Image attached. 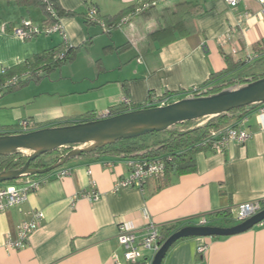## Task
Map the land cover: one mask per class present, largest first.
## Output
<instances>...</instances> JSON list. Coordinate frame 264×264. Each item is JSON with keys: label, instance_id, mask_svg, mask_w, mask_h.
<instances>
[{"label": "crops", "instance_id": "1", "mask_svg": "<svg viewBox=\"0 0 264 264\" xmlns=\"http://www.w3.org/2000/svg\"><path fill=\"white\" fill-rule=\"evenodd\" d=\"M148 1L57 0L62 11L74 13L60 17L68 45L77 48L74 57L44 77L0 96V132L15 133L20 120H28L32 129L54 126L116 107L124 98L140 106L150 96L167 93L171 102L176 101L185 97V90L202 86L211 72L224 69V54L242 60L255 51L259 59L264 58V15L256 0L235 7L223 0H201L204 11L191 18H186L187 6H178L185 0H170L158 5V10L168 11H159L157 18L132 15L109 32L96 23L83 22L90 6L104 20ZM25 20L38 26L44 15L39 7L1 0L0 73L35 54L62 48L58 33L26 40L16 36L13 29ZM160 21L173 28L174 38L149 35ZM262 107L264 103L247 113L253 136L246 142H231L221 152L200 149L194 155V172L170 174L141 189L113 191L114 182L128 173L126 159L120 157L76 156L63 165L70 169L68 175L44 174L46 181L28 196L21 211L10 208L0 213V264H115L114 253L120 264H129L116 239L118 225L140 230L145 215L160 227L186 226L200 217L208 225L232 226L223 218L216 219L214 213L264 197ZM90 180L99 192L94 202L83 196ZM34 209L43 211L44 219L28 244L18 250L4 249V240L15 234L17 224L28 218L26 212ZM202 245L207 249L199 254ZM161 264H264V225L230 236L181 239Z\"/></svg>", "mask_w": 264, "mask_h": 264}, {"label": "trees", "instance_id": "2", "mask_svg": "<svg viewBox=\"0 0 264 264\" xmlns=\"http://www.w3.org/2000/svg\"><path fill=\"white\" fill-rule=\"evenodd\" d=\"M6 1H13L18 6L39 7L44 15V20L42 21V23H52L55 21V18L51 17L50 14L46 11L45 5L41 0ZM50 1L52 2L53 9L57 18L60 19V17L64 15L74 14L73 12L62 11L58 6L57 0ZM200 2L201 0H185L181 3H178V6H187L188 8L185 12L186 18H191L199 15L201 12L204 11ZM158 5L150 6L147 9L142 10L139 14L145 17L146 19H152L154 17L157 18L159 15H161L160 13L162 11H168V8L158 10ZM136 7L137 5L129 6L121 10L114 16L104 18L103 21L107 24L115 23L119 20V18L131 13ZM173 14H175V12ZM83 22L85 24L91 23L86 20L85 17ZM158 24L160 25L159 28L149 33L150 36L161 37L162 39L174 38V34L172 33L173 28L168 27L166 25H162L161 21L158 22ZM85 43H87V40ZM85 43H83V45H86ZM76 49L77 48L75 47L68 46L67 49L64 50V44H62V48L60 50H48L46 52L38 53L22 63L3 69L0 73V85L2 86L0 88V96L16 88L24 86L30 80H38L47 75L50 71L54 70L55 68H58L62 64L71 61L74 57ZM253 49H256V51H258L256 46H254ZM61 53H63V57L59 58V55ZM253 53H255V51ZM223 57L226 63V67L218 72H211L204 84L202 86H198L200 90L193 92L190 97H203L212 95L222 90H225L224 88L227 86H230V89L239 88L243 85H246L250 82L264 77V73L247 74L243 72L232 75V73L235 72L237 69H240L244 64L251 63L254 59L249 60L246 58V56L242 60L234 59V57H232L230 54H224ZM166 95L168 94L165 93L164 96ZM151 99L152 97L150 96L148 98V102ZM148 102L145 105L140 106H135L131 103H120L116 107L110 108V111L113 114H120L133 109L146 108L149 107ZM258 105L260 104H251L245 107L230 110L226 113H220L216 116L207 117L205 118L204 122L199 125H197L196 123L203 118H199L196 120H187L177 125H174L163 132H151L138 137L121 139L113 143L96 147L89 151H83L78 156L90 158L108 156L127 159L139 157L153 158L165 154H173V159L167 164L165 175L161 180L163 181L166 180L170 174H185L194 172V155L198 150L204 149L202 146L198 145V143L208 134L209 130L218 128L228 123L231 119L235 117L239 118L240 116L247 114L252 108ZM91 120H94V113L85 114L73 120L58 121L53 125H71L74 123L87 122ZM175 126H181L184 128H175ZM158 133H163L165 137L157 139L150 144L143 141L144 138L157 135ZM5 134L13 133H11L10 131L0 132V135ZM68 150L69 148H62L41 154L30 161L29 167L32 169H43L49 167L59 158L60 153H65ZM28 158V155L22 152L0 155V172L22 167L28 160ZM214 217L216 219L223 218L225 222L234 221L231 217L230 210L216 212L214 213ZM188 223L189 225L194 224L195 221H190ZM181 227L183 226L178 224L164 225L161 228V240L164 241L169 235H171L174 231ZM137 264L142 263L140 262Z\"/></svg>", "mask_w": 264, "mask_h": 264}, {"label": "built area", "instance_id": "3", "mask_svg": "<svg viewBox=\"0 0 264 264\" xmlns=\"http://www.w3.org/2000/svg\"><path fill=\"white\" fill-rule=\"evenodd\" d=\"M46 11L51 17L55 18L52 23H41L36 26L30 21H22V23L13 29V33L23 40L30 39L40 34H53L58 33L63 40L64 50L69 46L66 41V33L64 28L60 24V19L57 18L53 9L52 2L50 0H41ZM170 0H151L144 2L140 6H137L131 13L119 18L115 23L107 24L98 17L97 9L94 6L88 7L85 13V19L91 23L100 25L104 32H109L111 29L120 26L128 21L132 15L139 14L142 10L147 9L150 6L162 4ZM228 6L235 7L240 2L245 0H223ZM260 3V14L264 15V0H256ZM63 57V53L59 55V58ZM246 58L253 60L258 58L256 53L250 52L246 55ZM2 86L0 85V88ZM200 90L198 86L191 87L185 90L182 94L187 97L193 92ZM173 102V101H172ZM122 103L130 104L127 98L122 100ZM171 103L170 96H156L148 102L149 107L164 106ZM264 111V108H260ZM110 109H106L100 112L94 113V120L103 119L113 116ZM247 114L240 116L239 118H233L228 123L209 130L208 134L198 143L203 148L211 149L217 152L223 151L229 143L237 142L244 143L253 136V132L247 124ZM203 123V122H202ZM197 123V125L202 124ZM32 129V124L28 120H20L16 127L15 133L28 132ZM79 146H64L62 148H76ZM61 148V149H62ZM179 152V151H178ZM66 153V152H65ZM65 153H60L59 157ZM173 159V154H165L153 158H127L126 164L128 167V173L125 177L118 179L113 184V191H117L120 188H143V186L149 182H160L165 175L167 164ZM110 165V163H108ZM56 178H61L70 173L69 168H64L63 165L50 171ZM48 172V173H50ZM46 173V174H48ZM88 174L90 171L88 170ZM47 177L42 175L35 176H23L17 180L6 182L0 185V213L10 208H17L18 211L22 210V205L28 200V196L38 190L41 185L46 181ZM89 201L94 202L99 198V192L96 187V183L93 180L89 181V190L84 195ZM264 197L260 200H253L242 202L234 206L230 211L232 219L240 223L243 220L251 217L264 208ZM27 219L22 220L16 226L15 234L8 236L3 243V247L6 250H18L24 248L28 244L30 236L37 230L39 225L44 219V213L41 210L34 209L26 212ZM146 221L142 226V229L135 230L126 226L124 223L118 225V231L116 235L117 242L122 250V258L129 264H152L155 254L160 249L164 241L161 240V228L158 224L148 220V216H144ZM264 225V219L259 223ZM196 226L208 225L205 217H200L194 224ZM207 249L206 245L198 247L197 253L203 254ZM146 253V255H145ZM112 261L115 264H120L119 256L117 254L112 255Z\"/></svg>", "mask_w": 264, "mask_h": 264}, {"label": "water", "instance_id": "4", "mask_svg": "<svg viewBox=\"0 0 264 264\" xmlns=\"http://www.w3.org/2000/svg\"><path fill=\"white\" fill-rule=\"evenodd\" d=\"M261 103H264V77L239 88L226 89L203 97L187 96L164 106L138 108L103 119L0 135V155L30 151L27 154L29 158L22 167L0 172V183L14 181L23 176L46 174L64 165L83 151H89L121 139L138 137L151 132H163L187 120L212 117L233 109ZM64 146L79 147L69 149L49 167L43 169L29 167L30 161L39 155L61 149ZM263 219L264 208L242 222L229 227L183 226L164 240L152 264H161L167 251L179 239L235 235L251 229Z\"/></svg>", "mask_w": 264, "mask_h": 264}, {"label": "rangeland", "instance_id": "5", "mask_svg": "<svg viewBox=\"0 0 264 264\" xmlns=\"http://www.w3.org/2000/svg\"><path fill=\"white\" fill-rule=\"evenodd\" d=\"M0 2H1V0H0ZM251 70H255V71L259 70V71L264 72V58H262V59L256 58V61L251 62V65H248V67H244V68L240 69L237 73H243L244 72V73L249 74L251 72ZM224 89L225 90L230 89V86H227ZM205 118H207V117H204L203 119L199 120L197 123L204 122ZM187 127H190V126H187ZM175 128H180V129L182 128L183 129L184 127L175 126ZM163 137H165L163 133H158L157 135L144 138L143 141L150 144V143L154 142L155 140L161 139ZM29 152L30 151H24V153H26V154H28ZM5 183L6 182H2V183H0V185L5 184ZM236 223L237 222H234V221L225 222L226 225H234Z\"/></svg>", "mask_w": 264, "mask_h": 264}]
</instances>
